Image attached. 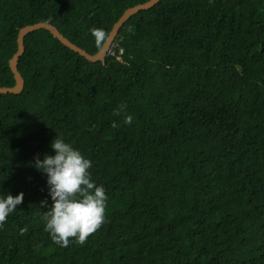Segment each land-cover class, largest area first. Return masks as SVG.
I'll return each mask as SVG.
<instances>
[{
	"label": "trees",
	"instance_id": "1",
	"mask_svg": "<svg viewBox=\"0 0 264 264\" xmlns=\"http://www.w3.org/2000/svg\"><path fill=\"white\" fill-rule=\"evenodd\" d=\"M148 0H0V87L20 28L97 53ZM91 62L25 38L0 94V264H264V0H161Z\"/></svg>",
	"mask_w": 264,
	"mask_h": 264
},
{
	"label": "water",
	"instance_id": "2",
	"mask_svg": "<svg viewBox=\"0 0 264 264\" xmlns=\"http://www.w3.org/2000/svg\"><path fill=\"white\" fill-rule=\"evenodd\" d=\"M161 0H148L145 3L135 5L126 9L123 15L118 19V21L113 25L109 35L107 36L105 42L103 43L101 49L95 53L91 54L84 48L78 46L74 42H72L69 38H67L54 24L48 22H39L35 24L26 25L19 30L17 44L18 48L16 53L12 56L9 61L10 69L15 78V85L12 87H0V94H20L25 88V79L22 76V73L19 71L18 64L19 60L24 55L26 51L25 46V38L32 32L45 29L48 30L55 38H57L63 45L70 48L76 53H79L81 56L85 57L87 60L91 62L101 61L105 63L107 52L119 34L120 29L124 26V24L139 11L144 9H150L154 7Z\"/></svg>",
	"mask_w": 264,
	"mask_h": 264
},
{
	"label": "clouds",
	"instance_id": "3",
	"mask_svg": "<svg viewBox=\"0 0 264 264\" xmlns=\"http://www.w3.org/2000/svg\"><path fill=\"white\" fill-rule=\"evenodd\" d=\"M110 50L111 51L114 50V53H111ZM109 55L110 56H114L118 61H120L122 63L126 62V60L124 59V48L122 46H120L119 41H116V39L114 40V42L112 43V45L110 46V48H109V50L107 52V56H109Z\"/></svg>",
	"mask_w": 264,
	"mask_h": 264
},
{
	"label": "built area",
	"instance_id": "4",
	"mask_svg": "<svg viewBox=\"0 0 264 264\" xmlns=\"http://www.w3.org/2000/svg\"><path fill=\"white\" fill-rule=\"evenodd\" d=\"M111 53H114V50H112ZM119 58H120V57H119Z\"/></svg>",
	"mask_w": 264,
	"mask_h": 264
},
{
	"label": "rangeland",
	"instance_id": "5",
	"mask_svg": "<svg viewBox=\"0 0 264 264\" xmlns=\"http://www.w3.org/2000/svg\"><path fill=\"white\" fill-rule=\"evenodd\" d=\"M111 51V50H110Z\"/></svg>",
	"mask_w": 264,
	"mask_h": 264
}]
</instances>
